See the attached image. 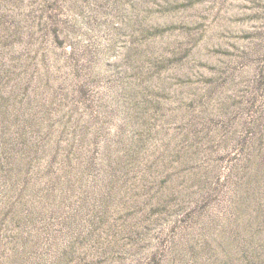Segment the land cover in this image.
<instances>
[{"label":"rangeland","instance_id":"obj_1","mask_svg":"<svg viewBox=\"0 0 264 264\" xmlns=\"http://www.w3.org/2000/svg\"><path fill=\"white\" fill-rule=\"evenodd\" d=\"M0 264H264V0H0Z\"/></svg>","mask_w":264,"mask_h":264}]
</instances>
